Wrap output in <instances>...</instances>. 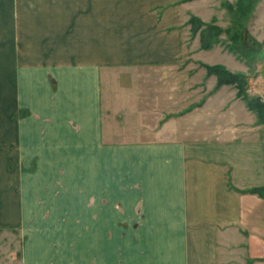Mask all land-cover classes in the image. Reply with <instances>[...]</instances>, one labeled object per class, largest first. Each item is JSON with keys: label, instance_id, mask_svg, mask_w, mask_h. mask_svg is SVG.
I'll return each mask as SVG.
<instances>
[{"label": "crops", "instance_id": "1", "mask_svg": "<svg viewBox=\"0 0 264 264\" xmlns=\"http://www.w3.org/2000/svg\"><path fill=\"white\" fill-rule=\"evenodd\" d=\"M239 1L0 0V209L19 199V264H264L248 193L264 124L199 69L218 46L185 48L191 17L219 25ZM245 2L264 45V0Z\"/></svg>", "mask_w": 264, "mask_h": 264}, {"label": "rangeland", "instance_id": "2", "mask_svg": "<svg viewBox=\"0 0 264 264\" xmlns=\"http://www.w3.org/2000/svg\"><path fill=\"white\" fill-rule=\"evenodd\" d=\"M254 1V0H252ZM254 8L251 12L252 20L248 22L247 27L245 28L246 32L243 37V47L247 52L240 57H236L234 53L227 49V45H230L231 42L229 41V37L223 35L221 37L222 44L217 45L218 49L223 51V55L220 52H213L210 54H201L198 55L201 61L205 62L206 64L210 65H222L226 63L229 67V70L236 73H241L246 76L247 78V95L249 98L261 97L264 100V45L262 41V31L263 29L258 28L259 24L256 22V11L255 5H252ZM231 15V14H230ZM224 21L218 25L223 29H228L232 27V23L234 20L233 14L230 17H227ZM199 36V35H197ZM194 38L192 35L190 38L185 40V48L190 49L191 45L194 44ZM200 41V36H199ZM201 48V44H200ZM215 48V47H214ZM226 52V53H225ZM228 53V54H227ZM185 62L191 61V59H187L188 53L185 52ZM190 55V53H189ZM227 58V59H226ZM230 59V60H229ZM236 61V62H235ZM200 68L203 69V64H199ZM225 65V66H226ZM240 65V66H239ZM226 66V67H227ZM192 71V70H191ZM119 137L128 136L133 138L134 134L127 133L124 135L123 131L121 130V134H118ZM32 170L35 169V165L31 167ZM7 179L5 176H0V205L3 201H5V192L3 188L5 187V183ZM21 194V191H19ZM69 199L64 196L57 200H55L56 205H64ZM31 201L30 198H24V202ZM6 203H9L8 206H3L0 211V264H19V257L22 254V245L24 244L25 240L27 239V234L23 232L18 224H14L20 215H17L15 212V205L19 203V199H7ZM9 208L10 213H5L4 210ZM13 222V223H11ZM5 223L9 224L6 225ZM11 223V224H10Z\"/></svg>", "mask_w": 264, "mask_h": 264}, {"label": "trees", "instance_id": "3", "mask_svg": "<svg viewBox=\"0 0 264 264\" xmlns=\"http://www.w3.org/2000/svg\"><path fill=\"white\" fill-rule=\"evenodd\" d=\"M230 13L233 14L234 20L232 27L223 29L219 27L216 22L204 23L197 17H191L188 25L191 26V35L200 36L201 50H212L217 45H221V37L226 35L229 37L230 45L227 49L235 54L238 58L245 54L247 50L243 47V37L246 30V18H249L253 6L248 5L245 0L239 1L236 5H225ZM207 71V76H215L217 78V90L222 86H235L238 90L237 97L244 100L250 111L255 113L259 124H264V103L261 97L249 98L247 95V78L241 73H233L223 65H203ZM231 183V182H230ZM229 187L234 189L232 184ZM248 193L264 197V187L249 190Z\"/></svg>", "mask_w": 264, "mask_h": 264}, {"label": "built area", "instance_id": "4", "mask_svg": "<svg viewBox=\"0 0 264 264\" xmlns=\"http://www.w3.org/2000/svg\"><path fill=\"white\" fill-rule=\"evenodd\" d=\"M263 103H264V100H263Z\"/></svg>", "mask_w": 264, "mask_h": 264}]
</instances>
